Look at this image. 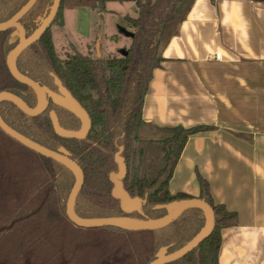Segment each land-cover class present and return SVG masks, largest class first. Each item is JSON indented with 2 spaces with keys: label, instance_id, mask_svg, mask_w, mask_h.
<instances>
[{
  "label": "trees",
  "instance_id": "16d2710c",
  "mask_svg": "<svg viewBox=\"0 0 264 264\" xmlns=\"http://www.w3.org/2000/svg\"><path fill=\"white\" fill-rule=\"evenodd\" d=\"M191 1L60 0L52 23L60 28L64 26L65 8H85L102 14L108 2L133 3L137 16L124 17L133 30L126 55L92 60L74 53L59 59L50 27L18 57L16 65L21 74L50 91L56 89L57 79L90 118L91 128L85 139H65L55 133L50 112L64 130L77 131L80 122L53 103L36 117L24 115L11 103H0V117L10 128L47 149L55 151L63 147L81 169L84 181L75 202V213L80 218L158 219L167 212L156 207L192 199L184 194L170 195L167 185L188 138L212 127L166 129L167 137L153 142L162 154V167L155 177L149 181L139 175L138 168L129 171L134 157L132 143L137 141V132L143 124L144 98L153 72L162 62L163 47L159 48L158 36L164 27L180 18L187 6L180 22L184 19ZM28 2L0 0V23L14 18ZM52 2L36 0L19 20L26 37L38 28ZM12 32V29L0 32V93L13 94L33 108L36 104L33 92L16 82L6 66L7 56L17 44H7ZM119 148L127 169L123 187L131 198L142 201L140 213L125 215L111 196L109 175L117 172L115 155ZM143 153L139 151L140 157ZM197 182L198 199L213 211L214 230L189 254L169 264H218L221 230L236 221L234 212L213 203L208 183L199 175ZM73 183L72 174L63 166L26 149L0 130V264H150L161 248L168 247V254L177 251L204 225L202 212L192 209L156 231L79 228L65 213Z\"/></svg>",
  "mask_w": 264,
  "mask_h": 264
},
{
  "label": "crops",
  "instance_id": "0c3cea01",
  "mask_svg": "<svg viewBox=\"0 0 264 264\" xmlns=\"http://www.w3.org/2000/svg\"><path fill=\"white\" fill-rule=\"evenodd\" d=\"M160 57L138 139L212 127L188 138L167 191L198 199L203 178L213 203L236 214L221 230L218 264H264V3L192 0Z\"/></svg>",
  "mask_w": 264,
  "mask_h": 264
},
{
  "label": "water",
  "instance_id": "95a60500",
  "mask_svg": "<svg viewBox=\"0 0 264 264\" xmlns=\"http://www.w3.org/2000/svg\"><path fill=\"white\" fill-rule=\"evenodd\" d=\"M35 2L36 0H29L26 6L14 18L4 23H0V32H5L10 29L13 30L9 37V44H12L16 37L18 38L16 46L7 56L6 66L9 74L16 82L27 86L33 91L36 97V105L35 107L30 108L20 98L7 92L0 93V103H11L24 115L28 117H36L40 115L46 107L45 96L47 94V97L55 106L69 112L80 122V127L77 131H67L58 125L55 115L51 113V120L55 133L59 137L65 139L83 140L86 138L91 128L90 118L86 111L61 85V83L55 79V84L58 88V93L56 94L46 88L40 87L38 83L34 82L26 75L21 74L17 69L16 63L18 57L30 45L37 42L42 34L52 26L60 5V0H53L50 9L46 11L41 18L38 28L30 36L26 37L25 30L19 23V20L32 8ZM121 32L130 39L133 37V34L126 29H121ZM98 49L99 43L96 44L97 52H99ZM121 55L125 56L126 51L123 50ZM97 57H99V53ZM0 130L26 149L33 151L42 157L53 160L72 174L74 183L66 201L65 213L67 219L76 227L85 229L112 227L127 232L156 231L169 226L188 210L196 209L201 211L204 216V225L202 229L188 243L173 253H167L168 247L161 248L156 255V259L150 264H169L185 257L201 242L208 238L214 230L215 222L213 211L208 204L199 199L177 201L168 205L158 206L156 209H164L167 212L165 216L158 219H137L127 216L90 219L80 218L75 213V202L82 188L84 177L78 165L71 160L70 154L63 147H59L53 151L35 143L10 128L1 117ZM121 151L122 148H119L118 153L115 155L117 172L109 175V180L112 184L111 196L119 202L120 210L125 215L140 213L139 203L141 201L137 198H131L123 187L122 181L126 177L127 169L123 158L120 156Z\"/></svg>",
  "mask_w": 264,
  "mask_h": 264
},
{
  "label": "rangeland",
  "instance_id": "374dc122",
  "mask_svg": "<svg viewBox=\"0 0 264 264\" xmlns=\"http://www.w3.org/2000/svg\"><path fill=\"white\" fill-rule=\"evenodd\" d=\"M186 8L179 19L163 28L162 34L157 39L159 48L163 47L175 33ZM106 9L113 13L106 11L101 16L103 13L99 14L97 11H92L94 13H91L86 9L65 8L63 10V20L65 22L64 30L67 33L60 27L51 26L56 56L59 59H64L67 55L79 53L95 60L99 53L98 58L105 60L109 57L119 58L123 50L128 51L131 46V40L121 32V29H126L130 33L133 32L126 25L124 17L134 18L137 16L135 5L133 3L108 2ZM17 40L18 38L16 37L12 44L17 42ZM98 43L99 52L96 50V44ZM153 137L163 140L167 135L154 134ZM140 150L144 152L141 157L139 155ZM132 151H134V157L130 162L129 171L138 168L139 175L151 181L162 167L160 161L162 154L159 148L153 142L138 139L137 132V141H133ZM139 205L141 207L142 201Z\"/></svg>",
  "mask_w": 264,
  "mask_h": 264
},
{
  "label": "flooded vegetation",
  "instance_id": "af4514ba",
  "mask_svg": "<svg viewBox=\"0 0 264 264\" xmlns=\"http://www.w3.org/2000/svg\"><path fill=\"white\" fill-rule=\"evenodd\" d=\"M10 35H11V34H10ZM9 37H10V36H9ZM17 42H18V40H17ZM7 44L10 45V44H9V38H8ZM120 55H121V53H120ZM97 59H98V57H97ZM36 83H37V82H36ZM54 84H55V81H54ZM39 86L42 87V88H46V89L50 90V88H48V87H44V86H41L40 84H39ZM55 86H56V84H55ZM31 91H32V90H31ZM51 91L57 94V93H58V88H57V86H56V89H55V90H51ZM32 92H33V91H32ZM33 94H34V93H33ZM34 96H35V95H34ZM45 97H46V107H45V109H44L43 112H45V111L49 108L50 103H52L51 100L47 97V94H46ZM35 100H36V97H35ZM35 105H36V104H35ZM34 107H35V106H34ZM43 112H42V113H43ZM42 113H41V114H42ZM49 115H50V117H51V112H50Z\"/></svg>",
  "mask_w": 264,
  "mask_h": 264
},
{
  "label": "built area",
  "instance_id": "2783aa9c",
  "mask_svg": "<svg viewBox=\"0 0 264 264\" xmlns=\"http://www.w3.org/2000/svg\"><path fill=\"white\" fill-rule=\"evenodd\" d=\"M212 58L216 61H220L221 60V55L219 53L213 54Z\"/></svg>",
  "mask_w": 264,
  "mask_h": 264
}]
</instances>
